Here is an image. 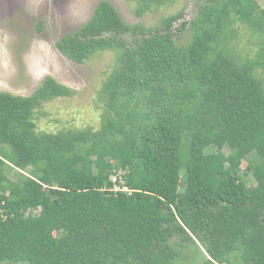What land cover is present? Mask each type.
Here are the masks:
<instances>
[{
  "label": "trees",
  "instance_id": "trees-1",
  "mask_svg": "<svg viewBox=\"0 0 264 264\" xmlns=\"http://www.w3.org/2000/svg\"><path fill=\"white\" fill-rule=\"evenodd\" d=\"M179 18L130 25L103 0L55 43L115 52L98 130L36 132L34 109L70 94L50 77L0 93V264H181L189 243L203 264H264V8L202 4L180 45Z\"/></svg>",
  "mask_w": 264,
  "mask_h": 264
},
{
  "label": "rangeland",
  "instance_id": "rangeland-1",
  "mask_svg": "<svg viewBox=\"0 0 264 264\" xmlns=\"http://www.w3.org/2000/svg\"><path fill=\"white\" fill-rule=\"evenodd\" d=\"M100 1L103 0H0V93L29 96L49 77L70 90L69 95L45 100L34 109L32 119L39 134L100 127L104 111L102 88L115 52L99 51L83 62H75L55 47L65 34L89 20ZM105 1L130 25L155 27L161 25L163 18L180 13L172 24L180 45L192 37L191 21L199 6L217 0H150L140 13L142 0ZM255 1L264 8V0ZM235 26L240 37L234 51L242 57L252 56L251 51L258 46L255 36L242 25ZM223 150L227 152L226 148ZM246 164L242 160L241 168ZM8 176L15 178V173L10 171ZM244 180L248 187L255 185L250 173ZM203 260L202 251L189 243L181 264H203Z\"/></svg>",
  "mask_w": 264,
  "mask_h": 264
},
{
  "label": "built area",
  "instance_id": "built-area-1",
  "mask_svg": "<svg viewBox=\"0 0 264 264\" xmlns=\"http://www.w3.org/2000/svg\"><path fill=\"white\" fill-rule=\"evenodd\" d=\"M111 179H112V181H114V182H115V181H116V175L112 176V178H111ZM114 188H115V189H118V188H119V186H117V185H114Z\"/></svg>",
  "mask_w": 264,
  "mask_h": 264
}]
</instances>
